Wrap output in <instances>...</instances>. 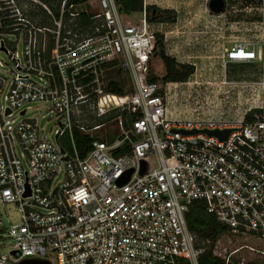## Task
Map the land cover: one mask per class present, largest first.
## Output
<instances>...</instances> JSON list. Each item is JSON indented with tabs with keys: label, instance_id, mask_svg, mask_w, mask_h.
Returning <instances> with one entry per match:
<instances>
[{
	"label": "built area",
	"instance_id": "2783aa9c",
	"mask_svg": "<svg viewBox=\"0 0 264 264\" xmlns=\"http://www.w3.org/2000/svg\"><path fill=\"white\" fill-rule=\"evenodd\" d=\"M95 1L93 10L62 0L58 17L37 3L47 26L0 0L8 32L0 34L8 58L0 60V204L21 214L20 224L0 228V247L12 244L0 264H198L205 248L186 223L195 201L229 229L213 245L216 257L230 264L243 248L264 256L221 245L264 240V43L242 41L222 55L224 64L262 65L252 123L244 119L252 109L236 122L172 118L164 90L176 83L147 81L156 32L146 6L131 24L119 0ZM250 13L264 38V0ZM111 64L131 92L105 90ZM28 112L57 120L54 142L38 116L23 119ZM76 135L89 138L83 156Z\"/></svg>",
	"mask_w": 264,
	"mask_h": 264
},
{
	"label": "rangeland",
	"instance_id": "374dc122",
	"mask_svg": "<svg viewBox=\"0 0 264 264\" xmlns=\"http://www.w3.org/2000/svg\"><path fill=\"white\" fill-rule=\"evenodd\" d=\"M53 1L54 0H47V2L44 0H15V2H18L19 7L23 9V13L28 15L29 18L34 20L37 24L43 19L42 17H45L41 7L37 3L45 4L50 8L49 3L53 4V6L56 4ZM88 7L92 9L96 8V1L89 0ZM241 14L245 15V13L242 12L237 13V15ZM254 14L256 15V13ZM140 18L141 12L134 13L128 16L127 21L131 24H136ZM45 23L47 26L50 24L47 20H45ZM8 38L11 39L10 36H8ZM263 40V37L253 36L244 41H253L263 45ZM184 56H187V58L182 59L183 54L181 53L180 59L178 60L196 63V69H198V71L194 72L186 83H176L171 85L169 89L164 90L166 94L167 111L171 117L189 119L191 117L200 116L213 120L224 117L230 122H236L240 120L246 112L259 106L261 99L260 87L263 78L262 65L260 62L224 64V59L218 57L213 59L215 61L213 65L214 70L204 74L198 66V59H195L188 51L184 53ZM0 60L8 63V58L3 53H0ZM151 69L158 75L164 73L162 63L158 59H152ZM123 78L125 80L124 88L126 92H131L132 86L128 76L123 74ZM158 83L161 84V82ZM164 92L162 90V94ZM33 116H38L42 137L48 141L54 142L53 133L58 127L57 120L52 116L41 119L36 112H28L23 119H28ZM20 222L21 214L16 206L11 204H0L1 229L8 230L11 225H17L20 224ZM221 245L227 252H232L244 246L257 249L259 252H264V240L253 238H222ZM11 250L12 244L10 240H3L0 251L7 254ZM237 260L239 262H244V264L251 261L264 264V256L250 251L249 248H243L234 255L232 261L237 262Z\"/></svg>",
	"mask_w": 264,
	"mask_h": 264
},
{
	"label": "crops",
	"instance_id": "0c3cea01",
	"mask_svg": "<svg viewBox=\"0 0 264 264\" xmlns=\"http://www.w3.org/2000/svg\"><path fill=\"white\" fill-rule=\"evenodd\" d=\"M223 1L221 14L210 12L209 0H143V4L175 14L171 22L153 23V30L163 37L169 56L180 64L193 65L196 72V63L178 60L181 53L182 59L187 58L184 53L188 51L198 59L200 70L207 74L214 70V58H222L224 51L233 44L261 34L257 26L261 17L250 13V8L259 0ZM240 12L245 15H237Z\"/></svg>",
	"mask_w": 264,
	"mask_h": 264
},
{
	"label": "trees",
	"instance_id": "16d2710c",
	"mask_svg": "<svg viewBox=\"0 0 264 264\" xmlns=\"http://www.w3.org/2000/svg\"><path fill=\"white\" fill-rule=\"evenodd\" d=\"M47 2V0H44ZM62 0H54L55 6L49 3V6L55 17H58V8L56 7L58 3ZM89 0H67L68 4H73L75 6H87ZM120 11L125 15H131L134 13H139L143 9V0H119ZM148 21L153 23H162V22H171L175 19V14L171 11H160L154 6L146 7ZM42 20H45V17H42ZM42 23V22H41ZM9 24L4 23V25ZM42 24H45L43 22ZM5 27V26H3ZM8 33L7 30L0 28V34ZM154 50V58L161 61L164 73L158 75L154 73L150 67L147 81L149 83H158L161 82L162 85L167 83H186L188 79L194 73V66L191 64H180L173 57L169 56L166 52L164 39L161 35L156 34V44ZM114 65H110L112 68L105 78V90L112 94L123 95L126 93L125 90V80L122 76V72L113 68ZM258 111L253 109L245 115V123H252V115ZM75 142L77 147L81 148L80 155L85 154L84 147L89 142V138L86 136L76 135ZM186 223L187 227L192 235L196 237L197 243L203 245L205 248L203 254L198 259V264H225V262L216 257L213 254V245L220 239L222 236L229 234V229L219 223L215 216L209 214L206 211V207L202 202L195 201L193 202L186 214ZM209 242L210 245H206ZM230 264H237V262H231ZM245 264H261L255 261L247 262Z\"/></svg>",
	"mask_w": 264,
	"mask_h": 264
},
{
	"label": "water",
	"instance_id": "95a60500",
	"mask_svg": "<svg viewBox=\"0 0 264 264\" xmlns=\"http://www.w3.org/2000/svg\"><path fill=\"white\" fill-rule=\"evenodd\" d=\"M208 8L210 10V12H212L213 14H221L224 11V1L223 0H209L208 2ZM3 50V48H1ZM230 133V131H226L223 134V138L225 139L228 134ZM209 135H218V133L213 132V133H209ZM132 173V170L128 172V177L129 175ZM128 177L126 179L123 180L122 183H125L128 180ZM18 264H49L46 261H37V260H23L22 262L18 263Z\"/></svg>",
	"mask_w": 264,
	"mask_h": 264
}]
</instances>
